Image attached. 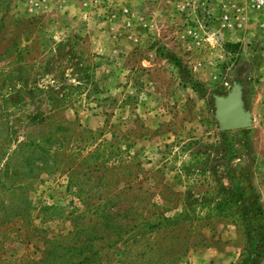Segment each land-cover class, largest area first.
<instances>
[{
	"label": "rangeland",
	"instance_id": "1",
	"mask_svg": "<svg viewBox=\"0 0 264 264\" xmlns=\"http://www.w3.org/2000/svg\"><path fill=\"white\" fill-rule=\"evenodd\" d=\"M34 1L0 0V264L81 227L86 264H264V7Z\"/></svg>",
	"mask_w": 264,
	"mask_h": 264
},
{
	"label": "trees",
	"instance_id": "2",
	"mask_svg": "<svg viewBox=\"0 0 264 264\" xmlns=\"http://www.w3.org/2000/svg\"><path fill=\"white\" fill-rule=\"evenodd\" d=\"M84 236V238H82ZM63 238H66L65 236ZM51 241V248L46 256L33 264H86V261L93 257L97 251L87 250L90 248V238L86 235L85 229H77L69 240Z\"/></svg>",
	"mask_w": 264,
	"mask_h": 264
},
{
	"label": "water",
	"instance_id": "3",
	"mask_svg": "<svg viewBox=\"0 0 264 264\" xmlns=\"http://www.w3.org/2000/svg\"><path fill=\"white\" fill-rule=\"evenodd\" d=\"M217 117L225 130L245 127L249 124V116L242 107L239 90L234 87L233 93L225 98H217Z\"/></svg>",
	"mask_w": 264,
	"mask_h": 264
},
{
	"label": "built area",
	"instance_id": "4",
	"mask_svg": "<svg viewBox=\"0 0 264 264\" xmlns=\"http://www.w3.org/2000/svg\"><path fill=\"white\" fill-rule=\"evenodd\" d=\"M27 2H35L34 0H26ZM237 1L241 2L242 4H244V7H241ZM28 2V3H29ZM228 2H230V6H232V10L233 12H241L242 9L249 8V9H261L264 7V0H228ZM223 7H228V5H222ZM225 9V8H224ZM225 18L228 17L227 14L224 16ZM228 27H231L232 24L230 22L227 23ZM224 26V25H223Z\"/></svg>",
	"mask_w": 264,
	"mask_h": 264
},
{
	"label": "crops",
	"instance_id": "5",
	"mask_svg": "<svg viewBox=\"0 0 264 264\" xmlns=\"http://www.w3.org/2000/svg\"><path fill=\"white\" fill-rule=\"evenodd\" d=\"M262 55V54H261ZM262 57L264 58V54L262 55ZM262 73V75L264 74V72L262 71L261 72ZM257 75H260V72H258L257 71ZM244 111L248 114V116H249V123L250 124H253V113H252V111H250L249 109H247L246 107H245V105H244ZM250 127V126H249ZM256 160V164H257V167H259V169H258V174H260L261 172H263L264 171V156L261 154L260 155V157H258L257 159H255ZM259 165V166H258ZM258 181H260V180H258ZM262 212V211H261ZM263 215V214H262ZM258 218L261 220V221H263L262 219H264V216H263V218L259 215L258 216ZM261 232L264 234V226H263V228H261Z\"/></svg>",
	"mask_w": 264,
	"mask_h": 264
}]
</instances>
